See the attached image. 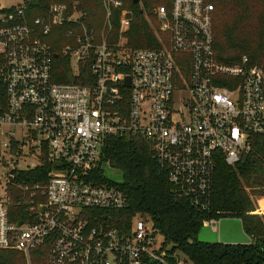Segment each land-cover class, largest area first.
<instances>
[{
  "label": "built area",
  "instance_id": "1",
  "mask_svg": "<svg viewBox=\"0 0 264 264\" xmlns=\"http://www.w3.org/2000/svg\"><path fill=\"white\" fill-rule=\"evenodd\" d=\"M32 2L0 15V151L54 168L46 184H21L16 172L36 166L12 167L0 185V249L30 257L50 246L47 264H168L163 236L139 216L128 230L91 226L85 210L127 205L96 177L103 150L141 136L174 189L206 208L216 162L234 166L264 136V70L247 56L218 60L208 0H131L159 36V48L139 50L128 45L135 11L125 0H102L101 26L64 2L35 16ZM58 60L82 83L57 82ZM16 203L26 222L11 221ZM219 222L203 228L218 233Z\"/></svg>",
  "mask_w": 264,
  "mask_h": 264
},
{
  "label": "trees",
  "instance_id": "2",
  "mask_svg": "<svg viewBox=\"0 0 264 264\" xmlns=\"http://www.w3.org/2000/svg\"><path fill=\"white\" fill-rule=\"evenodd\" d=\"M79 1L78 7L89 12L88 24L102 13V0ZM135 11L127 32L128 45L133 50L159 48L156 36L140 6L125 0ZM215 7L213 34L214 51L224 63L237 62L247 56L264 70V0H208ZM74 3L67 0H33L30 12L37 16L52 3ZM9 9L0 10V15ZM116 20V18H115ZM118 26V25H117ZM58 50V48H56ZM83 73V72H82ZM55 79L60 83H82L74 76L70 62L58 60ZM252 152L234 166L226 161L216 162L211 196L206 208H201L177 192L168 176L157 166L151 142L141 136L111 138L105 146L96 177L101 184L117 185L126 198V208L115 210H85L92 227L109 230H128L135 217L151 222L164 238L169 249L168 264H176L180 255L193 264H264V215L256 212L254 197L264 198V136H252ZM103 165V166H102ZM121 172L122 181L115 182L106 175V166ZM54 166L42 158V165L16 172L15 181L21 184H46ZM12 209V222L23 220ZM17 211V212H16ZM238 218L245 233L252 239L249 245L201 243L199 234L207 220ZM50 246L31 252L34 263L47 264ZM24 253L0 249V264H24ZM154 264V263H153ZM158 264V263H155Z\"/></svg>",
  "mask_w": 264,
  "mask_h": 264
},
{
  "label": "rangeland",
  "instance_id": "3",
  "mask_svg": "<svg viewBox=\"0 0 264 264\" xmlns=\"http://www.w3.org/2000/svg\"><path fill=\"white\" fill-rule=\"evenodd\" d=\"M54 1V0H51ZM68 2H74L72 3V5H76L78 6L79 1H72V0H67ZM20 2V0H0V10L2 9H9L13 6H15L16 4H18ZM66 3V2H64ZM54 4V3H52ZM51 4V5H52ZM71 4V3H68ZM97 18H100L99 21H102V15H98ZM146 20V19H145ZM98 20L96 19V22ZM147 21V20H146ZM147 23L150 25L151 29L153 30L157 42L159 44V40L157 36V30L155 25L150 24L148 21ZM98 25H100V23L97 22ZM101 26V25H100ZM263 69V68H262ZM14 161L16 163H14ZM37 165H39L38 160L36 159H28V160H24L21 158L16 159L15 156H12V154L10 153H3L0 151V185H5L7 183V179L9 177V173L12 170L13 166H18V168H26V167H37ZM106 166V175L108 176V178L112 179L115 182H121L122 181V175L121 172L110 168L109 165H105ZM255 200V206H256V212L259 215H264V198H259V197H254ZM26 256V255H25ZM27 261L24 262V264H37L34 263L31 259V257H27L26 256Z\"/></svg>",
  "mask_w": 264,
  "mask_h": 264
},
{
  "label": "water",
  "instance_id": "4",
  "mask_svg": "<svg viewBox=\"0 0 264 264\" xmlns=\"http://www.w3.org/2000/svg\"><path fill=\"white\" fill-rule=\"evenodd\" d=\"M139 0H133L137 4ZM57 58L58 56L55 55ZM129 85V80L128 83ZM19 222L18 226H21ZM201 243H219L226 245H249L252 239L245 233L243 223L238 218H223L219 222L218 233L211 232L209 228H203L198 238Z\"/></svg>",
  "mask_w": 264,
  "mask_h": 264
}]
</instances>
